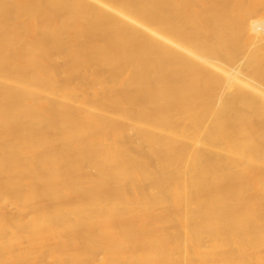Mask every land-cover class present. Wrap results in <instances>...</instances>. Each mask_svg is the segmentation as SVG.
<instances>
[{"label":"bare ground","instance_id":"obj_1","mask_svg":"<svg viewBox=\"0 0 264 264\" xmlns=\"http://www.w3.org/2000/svg\"><path fill=\"white\" fill-rule=\"evenodd\" d=\"M0 264H264V0H0Z\"/></svg>","mask_w":264,"mask_h":264}]
</instances>
